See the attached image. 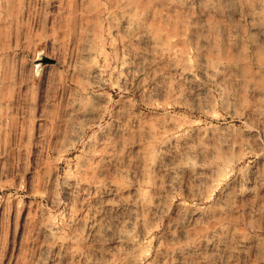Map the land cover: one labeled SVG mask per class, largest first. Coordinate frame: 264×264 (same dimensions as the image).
<instances>
[{
    "label": "rangeland",
    "instance_id": "obj_1",
    "mask_svg": "<svg viewBox=\"0 0 264 264\" xmlns=\"http://www.w3.org/2000/svg\"><path fill=\"white\" fill-rule=\"evenodd\" d=\"M0 264H264V0H0Z\"/></svg>",
    "mask_w": 264,
    "mask_h": 264
}]
</instances>
